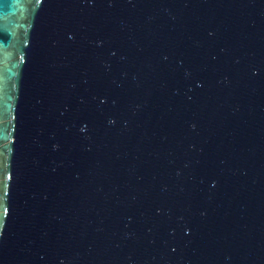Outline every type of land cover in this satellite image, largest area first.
Returning <instances> with one entry per match:
<instances>
[{
  "label": "water",
  "instance_id": "1",
  "mask_svg": "<svg viewBox=\"0 0 264 264\" xmlns=\"http://www.w3.org/2000/svg\"><path fill=\"white\" fill-rule=\"evenodd\" d=\"M0 264H264V0H0Z\"/></svg>",
  "mask_w": 264,
  "mask_h": 264
}]
</instances>
